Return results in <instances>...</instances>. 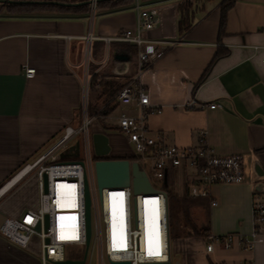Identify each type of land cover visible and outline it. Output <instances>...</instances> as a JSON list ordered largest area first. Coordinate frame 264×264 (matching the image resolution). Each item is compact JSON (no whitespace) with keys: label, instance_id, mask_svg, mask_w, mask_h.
<instances>
[{"label":"crops","instance_id":"0c3cea01","mask_svg":"<svg viewBox=\"0 0 264 264\" xmlns=\"http://www.w3.org/2000/svg\"><path fill=\"white\" fill-rule=\"evenodd\" d=\"M139 1L144 8H155L159 16L158 23L142 32V37L173 43L139 77L149 105L157 110L147 119L149 134L160 145L187 148L196 144L197 133L202 131L218 156L245 157L242 183L210 188L216 202L213 207L208 198L189 195L183 171L182 212L187 213L191 227L204 229L206 234L247 235L253 229L252 202L258 195L264 198V189L253 190L258 181L264 184V176L257 178L253 173L254 163L264 172V151H258L264 148V0H235L225 13L222 36L223 0ZM185 2L191 5V27L180 34L178 7ZM134 4L131 0L115 9L96 7L91 15L57 10L13 15L0 10V184L21 165L39 158L65 128L77 126L84 110L86 115L91 110L90 133L106 136L110 158L133 157L115 120L120 112L134 116L139 109L117 105L111 115L102 116L105 102L100 87L106 80H112L105 82L111 85L128 80L136 70L133 44L105 41L135 28ZM87 35L93 37L89 54ZM223 50L209 67L214 55ZM117 56H126L127 61L115 60ZM91 66L95 67L92 74ZM25 67L35 70L32 77L24 76ZM107 71L111 77L103 75ZM211 103L216 107L207 109ZM18 192H8L0 203V211L1 205H12L7 210L10 217L38 204L36 194L22 200ZM142 215L146 240L151 235L150 221L145 211ZM189 239L181 238L177 244L188 247ZM260 241L253 250L235 244L230 250L216 247L211 253L201 243L191 260L184 258L175 264H264V228ZM37 253L35 242L25 250L0 237V264H39Z\"/></svg>","mask_w":264,"mask_h":264},{"label":"built area","instance_id":"2783aa9c","mask_svg":"<svg viewBox=\"0 0 264 264\" xmlns=\"http://www.w3.org/2000/svg\"><path fill=\"white\" fill-rule=\"evenodd\" d=\"M134 2L135 28L131 31L124 30L115 38H105L106 42H123L133 44L137 48L136 70L118 89L115 101L121 106L135 105L139 112L134 116L120 112L115 120L116 127L132 147L133 157L144 169L149 184L151 180L164 184L169 171L182 169L186 172L189 195L195 198H208L210 206L213 207L216 202L211 197L210 188L214 185L242 183L246 175L245 157L218 156L209 146L206 133L202 131L197 133L196 144L187 148L160 145L158 139L149 134L147 119L157 110L149 105L148 95L139 83V77L163 55L167 46L173 43L142 37V32L152 29L158 23V11L153 7L144 8L139 0ZM96 6V0H90V15L94 13ZM92 39L91 35L85 38L86 54L90 52L89 43ZM34 73L33 68L25 67V77H32ZM206 107L214 109L216 106L211 103ZM91 119L87 118L84 110L83 118L77 126L65 128L63 134L39 158L25 164L14 177L0 186L1 190L19 178L0 195L1 199L35 169L37 207L15 217L3 218L0 223V237L8 245L25 250L35 242L39 264H58L65 259L78 260L82 255L72 259L65 257L64 252L65 247L78 246L84 250L86 232L83 179L85 176L91 201L89 215L91 234L85 264H90V259L94 255L99 264H109V261H128L130 264H169L171 244L168 199L166 200L163 195L165 191L151 184L155 189L152 194L135 195L129 184L121 188L106 187L99 192L93 171L95 155H93L89 131ZM75 141L79 142L78 155L82 150L86 157V165L78 158L68 157L61 160L59 157V154L74 145ZM45 161L48 163L44 164ZM44 175H46L45 183ZM143 209L149 216L152 230L148 243L143 239ZM251 211L253 229L249 234L242 236L229 233L213 236L208 233L205 236L206 253H211L216 247L225 251L230 250L235 244L253 250L261 242L260 231L264 228L263 197L258 195L254 198Z\"/></svg>","mask_w":264,"mask_h":264},{"label":"water","instance_id":"95a60500","mask_svg":"<svg viewBox=\"0 0 264 264\" xmlns=\"http://www.w3.org/2000/svg\"><path fill=\"white\" fill-rule=\"evenodd\" d=\"M100 0H96V3ZM1 4L15 3V4H43V5H57L65 8L69 7H79L85 5V3H69L63 4L56 1H39L33 2L29 0L23 1H13V0H0ZM90 4V0L87 2ZM115 60H120L121 62H126V56H117ZM92 140V150L93 155H95V160L93 161V171L95 176V185L99 192L102 189L107 188H121L127 187L129 184L132 186L133 194L143 193V194H152L155 189L149 184L146 173L144 169L141 168L139 163L135 161H130L128 159H112L107 154L109 152L108 140L105 135L95 133L91 134ZM79 152V142L75 141L74 145L70 146L64 152L59 154L61 159H66L68 157L78 158ZM82 164L81 162H79ZM253 173L257 178L264 176V172L258 163L253 164ZM43 181H46V175L43 176ZM164 184L167 185L166 180ZM83 201H84V217H85V244L82 256L78 260L65 259L58 264H85L88 244L90 241V200H89V188L86 183V177L83 179ZM264 184L262 181H258L253 187L254 192L258 193L263 191ZM164 198L167 200V194L163 192ZM38 229V226L37 228ZM109 264H130L128 261L123 262H114L109 261ZM171 264V261H169Z\"/></svg>","mask_w":264,"mask_h":264},{"label":"rangeland","instance_id":"374dc122","mask_svg":"<svg viewBox=\"0 0 264 264\" xmlns=\"http://www.w3.org/2000/svg\"><path fill=\"white\" fill-rule=\"evenodd\" d=\"M94 68H95L94 66H91V68L89 69L91 74H92V71L94 70ZM103 75L104 76H110V77L112 76L110 74V72H108V71L105 72ZM118 80H120V79H118ZM109 81H112V80H106L105 82H109ZM126 82H127V79H124V80L118 81L116 83H117V85L122 86ZM103 99H104V96H103ZM85 100H86V95H84V103H85ZM114 100H115V98H114ZM115 103H116V101H115ZM98 104H100V101L98 102ZM116 105H117V103H116ZM97 107L100 108L101 106L97 105ZM110 107H113V105L110 104ZM113 111H111L108 115H111V113ZM90 112H91V110L89 112H87V118H92L90 115ZM108 115H106V116H108ZM106 126L108 128V126H110V125L107 124ZM131 149H132V147H131ZM78 156H79L78 159L82 160L86 165V157L84 156V153L82 150L80 151ZM34 159L35 158L31 159L29 161V163H32ZM47 163H48V161L44 162V164H47ZM23 167H21L20 169H22ZM145 168H146V166H145ZM20 169H18L17 171H19ZM16 172H15V174H16ZM35 178H36V172L34 169L31 172H29V175H27L22 181H20L16 186H14V188L9 193L11 194V192H14V191L19 189V192L17 193V195L22 200H24V199L28 200V199L32 198V196L34 194H36V197H37V192H36V188H35ZM184 179H185V177L183 174V170L182 169L181 170L175 169V170L170 171V173L167 177V185L159 184V183L151 180V184H153L156 188L163 189L167 194L168 214H169V223H170V230H171L170 231V244H171L170 259H172L171 264H175L176 262L180 263V259L184 260V258L186 259V261L191 260L192 256L195 254V252L198 248L197 246L201 243L205 245V235H200L199 237H196L193 234H190L189 236H186L187 232H189L190 230L187 228V223H185L184 220H185V218H187V220H189V219L186 215H184L185 212L182 213V210L184 208V204L182 203L183 201H181V198H180V196L182 195V192L185 189L186 183H184L185 182ZM9 193L6 196H8ZM6 196H3L0 199V203H2V201L5 199ZM9 207H12V205H10V204L1 205V210H3V211H0V223L3 221L4 217H10L9 212H7ZM189 222H190V220H189ZM185 236L190 238L189 244H191V245L183 248L177 243L180 241L181 238H186ZM217 236H219V235H217ZM82 251H83V248L78 247V246L77 247H65L64 253H65V257H67V258L77 259L82 255ZM90 262H91L90 264H99V262H97L96 255H94L90 259Z\"/></svg>","mask_w":264,"mask_h":264},{"label":"trees","instance_id":"16d2710c","mask_svg":"<svg viewBox=\"0 0 264 264\" xmlns=\"http://www.w3.org/2000/svg\"><path fill=\"white\" fill-rule=\"evenodd\" d=\"M13 1H23V0H13ZM29 1H33V2H39V1H53L54 2V1H56L59 3H63V4L85 3V5H82L79 7L65 8V7H61V6H57V5L51 6V5H43V4L35 5V4H25V3L24 4H15V3L1 4L0 3V9H4L7 14H13V15L32 13V12L39 11V10H45V11L57 10L61 13H70L71 12V13H76V14H85V13L89 12V7H90V4L87 3L89 0H29ZM141 1H145V0H141ZM234 2H235V0H223L222 4L220 5V14H221L220 23H219V35L220 36H222L223 32H224L223 27H224L225 19H226L225 13L228 9H230L233 6ZM130 3H131V0H100L97 2L96 7L97 8H106V9H115V7L127 5ZM190 8H191V5L189 2H185L178 7L180 18L177 22V31H179L180 34L187 32L188 29L191 27V21H190L189 15H188ZM223 53H224V50L221 52L218 51L214 55V57L212 58V62L210 63L209 67L216 61V59L220 58L223 55ZM209 67H208V69H209ZM205 73L203 74L204 76H205ZM204 76L200 79V82L203 80ZM94 81H95L94 76H92L91 77V84ZM120 87H121V85H116V84L111 85V83H105V82L101 84L100 89L102 90V94L104 96V102H105V105L103 107V112L101 113L102 116L108 115L117 106L114 98H115L116 92L118 91V89ZM110 104H112L113 107H110ZM258 151L263 152L264 148L258 149ZM61 160H63V159H61ZM128 160L134 161L135 158L132 157ZM23 166L24 165H21L19 167V169ZM13 176L14 175H12L9 178H7L6 180H4L0 184V186L3 185L4 183H6L8 180H10ZM184 222L187 223V226H189V228L192 229V232L191 231H190L191 233L188 232L187 236H189L190 234H193L194 236L199 237L200 235L206 234L205 233L206 230H204V229H199V231H198L195 228L191 227L187 218H185ZM169 229H170V223H169Z\"/></svg>","mask_w":264,"mask_h":264},{"label":"bare ground","instance_id":"6f19581e","mask_svg":"<svg viewBox=\"0 0 264 264\" xmlns=\"http://www.w3.org/2000/svg\"><path fill=\"white\" fill-rule=\"evenodd\" d=\"M19 178H16L12 183H10V184H8V185H6L5 187H3L1 190H0V195H2L3 193H5L8 189H9V187L15 182V181H17ZM143 211H145V209H143ZM143 211H142V213H143ZM121 221V220H120ZM142 226H143V222H142ZM143 229V228H142ZM150 229H151V224H150ZM151 233H152V230H151ZM145 236H144V234H143V239L145 240V238H144ZM150 237V236H149ZM145 243H148V239H146L145 240ZM146 252L148 253V250H146Z\"/></svg>","mask_w":264,"mask_h":264}]
</instances>
